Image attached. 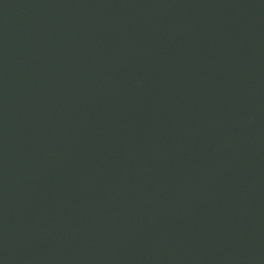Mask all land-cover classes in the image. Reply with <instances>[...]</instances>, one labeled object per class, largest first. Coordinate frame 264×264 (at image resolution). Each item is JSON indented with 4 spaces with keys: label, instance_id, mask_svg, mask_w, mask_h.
Listing matches in <instances>:
<instances>
[{
    "label": "water",
    "instance_id": "95a60500",
    "mask_svg": "<svg viewBox=\"0 0 264 264\" xmlns=\"http://www.w3.org/2000/svg\"><path fill=\"white\" fill-rule=\"evenodd\" d=\"M0 264H264V0H0Z\"/></svg>",
    "mask_w": 264,
    "mask_h": 264
}]
</instances>
